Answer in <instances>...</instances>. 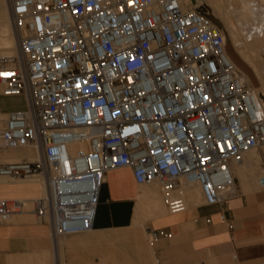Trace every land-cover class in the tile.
I'll return each mask as SVG.
<instances>
[{"label": "built area", "instance_id": "obj_1", "mask_svg": "<svg viewBox=\"0 0 264 264\" xmlns=\"http://www.w3.org/2000/svg\"><path fill=\"white\" fill-rule=\"evenodd\" d=\"M7 3L19 54L0 58L1 94L26 109L5 115L0 145L38 160L1 163L0 181H43L46 192L0 199V223L29 205L54 240L89 232L105 174L120 168L156 182L172 215L193 187L204 206L236 195L231 164L264 147V104L207 11L181 0Z\"/></svg>", "mask_w": 264, "mask_h": 264}, {"label": "crops", "instance_id": "obj_2", "mask_svg": "<svg viewBox=\"0 0 264 264\" xmlns=\"http://www.w3.org/2000/svg\"><path fill=\"white\" fill-rule=\"evenodd\" d=\"M6 14L10 16L7 0H0V30ZM3 52L7 51L0 49V58ZM17 97L21 96H3L0 85V129L7 113L20 111L3 109L2 101ZM36 157L34 148L0 145V164ZM238 181L236 177V195L221 204H200L176 215L164 207L165 213L159 215L150 194L154 186L136 184L128 168L110 170L100 190L92 230L54 240L48 223L37 221L28 208L0 223V264H112L111 260L114 264H264V192L244 191ZM40 195L44 194L37 184L0 182V199L31 200ZM139 205L145 217L136 223ZM148 229L171 236L152 241ZM123 243L132 252L125 255L122 245L118 253Z\"/></svg>", "mask_w": 264, "mask_h": 264}, {"label": "bare ground", "instance_id": "obj_3", "mask_svg": "<svg viewBox=\"0 0 264 264\" xmlns=\"http://www.w3.org/2000/svg\"><path fill=\"white\" fill-rule=\"evenodd\" d=\"M181 1L184 4V8H186L188 3H190L195 7H200L209 10L210 14L214 18L219 20L221 24L224 25L225 29L230 34L231 37L230 39H232V47L234 52L242 60V62L251 70L252 74L254 75V78L256 79L258 84L256 87H253V90L257 95L258 99L264 104V100L261 97V94L264 96V0H181ZM6 15H7L5 21L6 23L0 30L1 33L0 49L3 51H7L5 53H7L8 55L3 58H11L18 56L19 52H18V45L14 34L11 18L8 14ZM223 25H222V29H223L222 32L227 42V36L225 34ZM5 53L3 52L1 54V57L6 55ZM245 77L249 81L246 75ZM36 154H37L36 159H31V160L27 159V160L37 161L38 160L37 151ZM14 161H20V160H14ZM7 162H12V161H7ZM262 162H263L262 156L257 151L253 150L245 153L242 163L231 164L233 175L235 177V174L236 173L238 174L244 191H249V190L252 191V185H253L252 182L255 176L254 175L255 167L259 166ZM2 180L10 181L8 179H2ZM19 182L37 184L42 189L43 194L45 195L46 190H45V183H43V181L35 182L33 180H25ZM154 184L157 183L154 182L151 185H141V186H152ZM258 190L262 192L264 191L260 189ZM150 194H154L152 205L155 207V209H157V214L161 215L165 213V210L163 211L165 204L163 199L160 197L159 191L157 189H154V191H151ZM199 197L201 196L199 189L197 187H193L192 189L186 190L185 192L186 210H188L189 206H191L193 203L197 202L199 200ZM190 202H192L191 205H189ZM142 210H143L142 207H140L139 205V207L135 212L136 223H139L142 220L144 221L143 219L144 215L141 216L143 214Z\"/></svg>", "mask_w": 264, "mask_h": 264}, {"label": "rangeland", "instance_id": "obj_4", "mask_svg": "<svg viewBox=\"0 0 264 264\" xmlns=\"http://www.w3.org/2000/svg\"><path fill=\"white\" fill-rule=\"evenodd\" d=\"M189 5H190V3H188ZM192 5V4H191ZM205 11H207L209 14H210V12H209V10H207V9H204ZM223 25V24H222ZM223 28H224V30H225V34H226V36H227V42H229L230 44H231V46H232V39H230L231 37H230V34L227 32V30L225 29V27H224V25H223ZM233 48V47H232ZM6 55H8L7 53H6ZM10 55V54H9ZM261 97H262V99L264 100V96L261 94ZM2 108L3 109H17V110H24V109H26V102H25V99H24V97H17V98H6L5 100H3L2 101ZM257 152L262 156V160H263V162L260 164V165H262L263 163H264V148L262 147L261 149H258L257 150ZM260 165L259 166H257V167H255V173H254V178H253V182H252V188H253V192H258V188H257V186H256V180H257V173H258V168L260 167ZM238 179H239V183L241 184V181H240V178H239V176H238V174L236 173V175H235ZM152 186H154V188L155 189H157L158 191H159V194H160V197L162 198V195H161V193H160V189H159V186L157 185V184H154V185H152ZM264 192V191H263ZM40 196H44V195H40ZM39 196V197H40ZM188 200H189V198H188ZM191 203L192 202H190V204L189 205H191ZM202 203V201H201V197H199V200L197 201V202H195V203H193L191 206L193 207V206H198V205H200ZM191 206H189V208L191 207ZM28 208H31V206H29L28 205ZM143 240H144V242L145 243H147V239H146V234L144 233V238H143ZM120 245V246H119ZM118 246V248L116 249L117 250V252L118 253H121V249H122V245L124 246V249H123V253H125V255H126V253H130V251L132 250L130 247H129V249L128 248H126V243H123V244H119ZM110 249V247H107V250H109ZM127 249V250H126ZM132 252V251H131ZM130 256H132V254L130 255ZM117 259H118V257H116ZM112 264H114L113 262V260H111L110 261ZM157 264V263H156Z\"/></svg>", "mask_w": 264, "mask_h": 264}, {"label": "water", "instance_id": "obj_5", "mask_svg": "<svg viewBox=\"0 0 264 264\" xmlns=\"http://www.w3.org/2000/svg\"><path fill=\"white\" fill-rule=\"evenodd\" d=\"M198 11L200 13H205V10L203 8H199ZM208 16L219 29L223 30L222 24L220 23L219 20L214 18L211 14ZM226 50H227L229 57L235 63V65L247 76L251 85L253 87H256L258 83H257L256 79L254 78V75L252 74L251 70L236 55V53L234 52V50H233V48L229 42H227V44H226Z\"/></svg>", "mask_w": 264, "mask_h": 264}]
</instances>
